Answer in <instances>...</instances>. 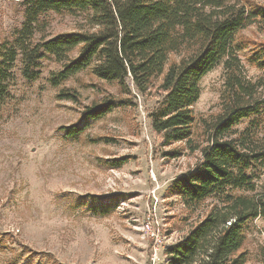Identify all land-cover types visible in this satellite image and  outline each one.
Wrapping results in <instances>:
<instances>
[{"label": "trees", "instance_id": "1", "mask_svg": "<svg viewBox=\"0 0 264 264\" xmlns=\"http://www.w3.org/2000/svg\"><path fill=\"white\" fill-rule=\"evenodd\" d=\"M19 5L21 28L12 41H0V104L9 95L11 68L19 57L28 80L40 75V61L48 59L59 65L48 77L54 87L87 71L117 83L121 92L154 98L148 118L157 145L183 143L199 152L194 166L172 180L169 194L191 212L212 199L203 217L164 248L163 264H253L245 243L250 223L264 220V188L256 190L264 171V86L242 77L239 62L241 54L264 71V39L242 34L251 25L264 33V0H20ZM50 13L75 15L84 24L50 37L40 32L34 40ZM221 61L226 77L220 109L200 120L204 144H199L193 138L192 105L200 79ZM58 97L76 101L78 94L63 88ZM113 105L85 106L83 117L98 119ZM60 130L73 138L83 127ZM180 149L163 156L175 158ZM125 161L105 163L118 168ZM97 209L106 213L105 206ZM255 256L256 264H264V245L257 246Z\"/></svg>", "mask_w": 264, "mask_h": 264}, {"label": "rangeland", "instance_id": "2", "mask_svg": "<svg viewBox=\"0 0 264 264\" xmlns=\"http://www.w3.org/2000/svg\"><path fill=\"white\" fill-rule=\"evenodd\" d=\"M19 2L0 0V41L15 39L22 26ZM82 24L75 15L50 13L33 39ZM242 34L264 39L255 25ZM239 66L242 77L264 86V71L241 54ZM58 68L43 59L40 75L28 80L17 58L9 95L0 104V264H163L164 248L184 236L212 201L191 212L168 192L172 180L194 166L199 152L183 143L157 145L148 118L154 98L121 92L117 83L87 71L54 87L48 77ZM225 77L221 61L199 81L200 95L192 105L193 138L199 144L204 142L200 120L219 111ZM63 88L75 90L77 100L59 98ZM118 100L131 104L118 105ZM105 101L114 105L102 117H83L85 106ZM75 124L83 127L76 137L60 130ZM175 148H181L179 156H163ZM114 158L126 161L118 168L107 166L105 161ZM263 188L264 171L256 180V190ZM102 206L105 214L97 209ZM258 245H264L261 218L250 223L246 234L253 264Z\"/></svg>", "mask_w": 264, "mask_h": 264}]
</instances>
